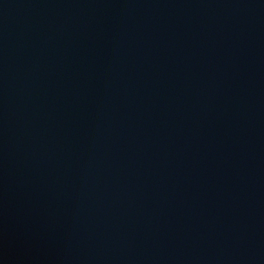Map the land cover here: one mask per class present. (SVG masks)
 <instances>
[{"label":"water","instance_id":"water-1","mask_svg":"<svg viewBox=\"0 0 264 264\" xmlns=\"http://www.w3.org/2000/svg\"><path fill=\"white\" fill-rule=\"evenodd\" d=\"M0 264H264V0H0Z\"/></svg>","mask_w":264,"mask_h":264}]
</instances>
